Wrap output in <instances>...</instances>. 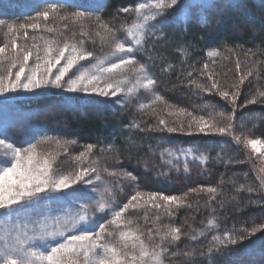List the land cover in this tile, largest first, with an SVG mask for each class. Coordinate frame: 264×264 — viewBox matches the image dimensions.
Segmentation results:
<instances>
[{
	"label": "trees",
	"instance_id": "obj_1",
	"mask_svg": "<svg viewBox=\"0 0 264 264\" xmlns=\"http://www.w3.org/2000/svg\"><path fill=\"white\" fill-rule=\"evenodd\" d=\"M139 2L107 0L103 11L87 10V14L102 16L117 29L122 9L133 8ZM182 6L190 19L184 24L171 23ZM60 8L85 11L73 5ZM24 16L6 20L20 25L29 18ZM161 20L170 23L161 24ZM154 24L157 27L147 33L135 59L146 65L156 80L154 91L163 98L161 101L155 105L151 101L149 104L154 106L141 110L136 103L118 106L107 98L86 94H12L0 100V109L9 112L3 138L16 146L69 142L74 144L66 158L70 162L74 150L83 152L93 145L89 162L98 163L103 153L110 155L112 162L115 160L113 166L136 177L138 191L177 197L191 193L187 196L188 206L173 208L172 215L154 207L131 212L145 235L156 244L160 242L157 230L163 232L169 224L181 228L178 242L164 243V258L169 264H233L237 255L245 264H264V248L260 244L264 231L252 236L243 231L264 224L263 181L247 150L232 135L201 133L196 125L188 128L191 117L182 119L169 114L170 108L185 109L193 116L205 118L210 113L214 117L223 113L215 125L231 124L229 131L235 135L249 130L235 119L239 109L243 110V117L264 115V0H182ZM209 51L219 54L210 57ZM244 73L251 75L240 83ZM193 81L205 88L215 81L218 89L204 91ZM219 91L238 93L235 104L221 97ZM251 99L256 103H249ZM160 119L178 131H167L159 124ZM181 121L183 130H179ZM263 121L257 122L255 128L250 126L253 139L264 140ZM189 150L196 158L185 155ZM201 155L207 157L206 162L199 159ZM208 188H215L216 192L209 193ZM145 212L149 213L150 222H144ZM213 215L218 228L191 239ZM226 232H232L238 242L221 245L219 251L209 253L210 247H217L213 236Z\"/></svg>",
	"mask_w": 264,
	"mask_h": 264
},
{
	"label": "snow or ice",
	"instance_id": "obj_2",
	"mask_svg": "<svg viewBox=\"0 0 264 264\" xmlns=\"http://www.w3.org/2000/svg\"><path fill=\"white\" fill-rule=\"evenodd\" d=\"M178 0H141L134 8H123L124 12H134L135 20L127 26L124 31L127 43L116 38L114 30L108 25L100 22L99 16L95 19L98 27L104 29L105 36L102 39L111 40V50L104 58L97 59L89 65H81L77 73L65 80V76L80 61L88 60L93 53L84 50L77 43L64 42L61 46L54 39L44 41L41 55L40 45L33 44L31 48L14 52L11 58L3 56L7 44L0 47V97H6L8 93L18 91L32 92L44 87L63 88L70 93L96 94L99 96H116L123 93L127 97H135L140 90L150 93L152 103L161 101L163 98L154 91L156 80L148 73L145 66L137 65L135 58L131 55L134 51H139L145 42V36L152 28L157 27L152 23L158 18L164 17L167 10L173 8ZM62 5L58 2L50 4L47 9L41 11L33 18L32 23L14 25L0 20V28L6 29L12 36L18 35V30L27 28L39 29L41 25L36 22L43 18L45 21L50 15L59 16V8ZM85 11H75L69 16H60L61 20L71 19L73 23L89 18L90 14ZM190 19L187 9L182 6L178 10L177 16L171 23L184 24ZM206 22V21H205ZM169 21L161 20V24H169ZM48 32L55 31L52 27H45ZM99 36L100 33L97 32ZM27 37V32L24 31ZM82 43V42H81ZM18 46L15 40L12 41V48ZM35 49V53L32 51ZM55 53V54H54ZM67 54V55H66ZM216 51H209L210 57L217 56ZM113 58H118L113 61ZM5 59L8 63L5 64ZM32 60V64L29 61ZM63 61V64L61 63ZM111 61V63H109ZM59 66V67H58ZM128 66V67H126ZM207 68V65H205ZM15 70V71H13ZM56 70L55 75L53 71ZM116 70L122 72L131 70L132 75H121V78L114 79ZM251 75V73H248ZM211 79V77H209ZM246 77H241L243 83ZM195 86L204 91L218 89V84L213 81L210 88L193 81ZM225 100H230L235 104L238 93L219 91L218 93ZM264 95V93H261ZM249 103H256L255 99ZM152 104L140 103L141 110L150 108ZM170 115L189 116L188 128L196 125L201 133L206 130L219 135H232L237 144L243 143L246 148H250L254 153L264 150V140L241 137L230 133L231 124L227 126H216L215 117L209 114L204 116H193L185 109H176L169 112ZM223 116V113H219ZM231 119V117H229ZM160 125H164L169 132H176V127H168L164 119H160ZM138 127V125H137ZM184 129L181 121L179 130ZM191 135V131L188 132ZM75 143V141H72ZM93 145H88L83 152L75 155V169L69 172H60L55 168V161L58 153L40 152L37 144L28 143L27 146H16L6 138H0V157L6 158L9 163L0 160V264H164V254L167 249L162 245L167 241L176 243L181 239V231L178 227L167 226V231L157 234L160 242L150 246L139 233L137 228L132 227V219L126 218L124 214L129 209H137L145 205L163 209L165 214L172 215L171 206L177 208L188 206L183 197L169 196L155 193H144L135 191L128 202L123 204L118 210L113 208L114 196L112 189L105 185L102 189L93 188L92 191H99L100 195L94 205L95 212L110 213V219L106 223L97 222L93 224L94 213L89 210V205L81 203L75 213L49 216L44 214L43 219L34 218L40 207L42 199L51 198L57 201L69 197L76 198L77 192L74 185L81 183L92 184L93 180H85V177L95 173V181L101 182L102 178L98 172L96 163L88 162ZM57 148L63 149L67 154V147L57 142ZM169 151V150H166ZM183 151V150H182ZM172 153L169 151V155ZM191 154L189 152L185 155ZM202 162L207 161V157L201 155ZM85 162H88L85 166ZM264 172V169H261ZM108 175L117 177L123 176L126 179L135 181L136 177L128 173H118L111 171ZM209 193H215V188H208ZM248 191H252L251 188ZM53 193H65L64 196L53 197ZM41 194H44L42 197ZM212 199H215L213 196ZM78 202V200H74ZM159 219V217H157ZM109 225L114 231H109ZM218 228L216 217L210 216L204 229L198 234H193L191 239L196 240L198 236H203L206 231ZM247 236L255 235L259 231H264V224L256 225L251 230H243ZM68 233H72L69 235ZM117 236V240L106 239L105 236ZM244 237H241V239ZM152 237L149 236V240ZM213 241L217 247L209 248V253L219 251V246L236 244L237 238L232 232H226L220 236H213ZM264 248V240L260 242ZM187 255H191L188 253ZM233 264H245L237 255Z\"/></svg>",
	"mask_w": 264,
	"mask_h": 264
},
{
	"label": "rangeland",
	"instance_id": "obj_3",
	"mask_svg": "<svg viewBox=\"0 0 264 264\" xmlns=\"http://www.w3.org/2000/svg\"><path fill=\"white\" fill-rule=\"evenodd\" d=\"M181 1L182 0H178L177 4H179V2ZM189 1H192V0H189ZM54 2H58L61 5H69V6L73 5V6H76L77 8H83V9L86 8L87 10L101 12L105 8L107 0H0V20H4L7 23H11L14 25H18L14 20L11 21L9 19L10 20L9 21V20H6V18H10L11 16H15V15H25V16L27 15L29 16V18H27L24 21L22 20L23 24L32 23L34 17L38 16L41 11L47 9V7ZM58 11H59V16L50 15L47 21H45L43 18H41L39 21H36L41 25L39 29L27 28L24 30H18V35H16L15 37L12 36L11 34H8L6 29L0 28V47L4 46L5 44L8 45V47L5 49V53L3 54V56L6 58H11L14 55V52L21 51L27 48H31L33 44L40 45L41 55H43L42 49L44 47V41L48 39H54L61 46L66 41L70 43H77L84 50L93 53V55L88 60L80 61L77 65H75L69 71V73L65 76V80H67L69 77L77 73V69H79L81 65H89L90 63H94L97 59L104 58L107 55V53L111 50V40L102 39V37L105 36L104 29L98 27V23L95 19V17L99 15L90 14L89 18H86L83 21H80L77 23H73L71 19L61 20L59 17L65 14H68L69 16H71V14L75 12V10L73 9L64 10V9L59 8ZM120 15H121L120 17L122 21L119 23L117 29H113L114 25L111 21L104 19L102 16H99V18H100V22L108 25L110 29L114 30V34L116 38L124 40L127 43L128 41L126 39V34H125L124 29L127 26L131 25V23L135 20V13L122 11ZM56 21H59V22H56ZM45 27H52L55 29V31L48 32L45 30ZM24 31L27 32V37L24 36ZM97 32L100 33L99 36L97 35ZM146 37L147 35L145 36V39ZM13 40H15V43L18 46L16 49L12 48ZM32 51L35 53L36 50L32 49ZM137 52L138 51H134L131 54L125 53L122 55H131L135 58V55ZM113 61L118 62V58H113ZM135 61L137 62V65L141 63L137 61L136 59ZM4 63L7 64L8 59H5ZM61 63L63 64V61ZM109 63H111V61H109ZM29 64L30 65L32 64V60L29 61ZM144 66L148 70L146 65ZM239 70H242L241 67L239 68ZM55 72L56 70L53 71V75H55ZM148 73L151 75L149 70H148ZM121 75H127L131 77L132 72L131 70L125 71V72H122V70H116V74L113 76V78L119 79L121 78ZM243 77H246L247 79H249V76L247 73H244ZM45 92H59V93H65V94L66 93L84 94V93H70V92L65 91L63 88H55V87L49 86V87L36 89L32 92H24L21 90V91L14 92V93H8L6 94V97L12 94H19L22 96H27L29 94H34V93L41 94ZM86 95H93V96H97L101 98H107L108 100L115 102L118 106L136 103V107L138 109H140L139 108L140 103H150L152 101L151 94L144 92V90L142 89L135 97H127L123 93L116 95V96H112V95L99 96L96 94H86ZM6 97H0V100L2 99L4 100ZM154 105L152 104V106ZM252 105L253 104H251L250 106ZM147 109L149 108H146L143 110H147ZM170 109H171L170 111L176 110L172 108ZM4 110L0 109V138H3L5 136V127L8 123V118H9V116L7 115L9 114V112L7 111L4 112ZM241 113H243V110L241 111L239 109L238 113L235 114V119L237 120V122L241 124L242 127L246 129L248 128L249 130H247V133L244 135H241V134H236V135L240 136L241 140H243L244 137L252 138L251 137L252 128H250V126L253 125V127L255 128V125L257 124V122H261L264 120V115L260 114L259 116H256V117H251V116L243 117ZM173 116H175L176 118H182V119H185L187 117V115L185 116L173 115ZM220 117L222 116L218 113L215 116V120L217 121L218 119H220ZM35 132L36 131H34V133ZM206 132L213 133L210 130H206ZM57 142L67 147V150H68L67 154L64 153L63 149L57 148ZM240 144L244 149L247 150V153L250 156L252 162L255 163V171L261 177V180L263 181L262 183L264 186V172L261 171V169H264V150H262L260 153H254L250 148H246L243 143H240ZM72 146H74V144H71L69 142L68 143L62 142V141H56V142L48 141V142H43L40 145H37L38 151L40 152H45V153L53 152L54 154L58 153L56 161H55V168L59 170L60 172H69L75 169L76 167V164H75L76 161L73 160V157L79 154L81 151L79 153H77L76 150L72 152L74 155L73 156L71 155L70 157L71 162L68 161V159H66L67 156L70 155V152L72 151L71 149H73ZM186 156L190 158H194V157L196 158V156H194L193 154H188ZM0 160H3L5 163L10 162V161H7L6 158H2V157H0ZM97 162L98 163H96V166L102 178L101 182L95 181L94 179L95 173H93L90 176L85 177V180L92 179L93 180L92 184H86L82 181L81 183L74 185L73 189L68 190L69 192H72L75 190L77 192L76 198L69 197L61 201H57L51 198L42 199L40 201L39 209L37 210L36 213L32 214L33 217L43 219L44 214H48L49 216H56V215H64L66 213H75L79 209L80 204L84 203V204L89 205L90 206L89 210L94 213L93 224L97 222L106 223L107 220L110 219V213L109 212H105V213L95 212V209L92 206L94 205L96 199L99 197L100 192L99 191L94 192L92 191V189L93 188L102 189L105 185L110 187L112 189V195L114 196V201H113L112 206L113 208H116L118 210L123 204L128 202L130 196L134 195L135 191H137L139 187H138V182L136 180L132 181V180L124 178L123 176L113 177V176L108 175V173L111 171H116L118 173H125V172L118 170L116 166L112 165V164H115V160L112 162L110 155H106V153H103V156L101 157V159L97 160ZM41 195L42 197L44 196V194H41ZM64 195L65 193H53L52 194L53 197H60ZM189 195H191V193L187 194L186 196H181L185 198L186 204H187V196ZM74 200H78V202H74ZM146 207L149 208L151 206L145 205L140 208H146ZM173 208L177 209V207H175L174 205L171 206V210H173ZM133 211H134L133 209H129L128 212L124 214V216L126 218H131L132 227L137 228L139 230V233L142 234L141 238L144 239L150 246H154L156 243H153L151 240H149V237L145 235V231L142 229V227L138 226L137 222L131 216V212ZM148 214L149 213L145 212V214L143 215L142 218L144 222H150L149 221L150 218ZM169 226L180 228L179 226H174L171 224H169ZM166 227H165L166 230H163V232L167 231ZM108 230L114 231L113 226L109 225ZM180 231H181V238H182L183 231L181 230V228H180ZM68 234L71 235L72 233H68ZM105 238L111 239L114 241L118 239V237L115 235L112 237H108L106 235ZM163 246L164 244L162 245V247ZM163 259H164V264H169L166 258L163 257Z\"/></svg>",
	"mask_w": 264,
	"mask_h": 264
}]
</instances>
